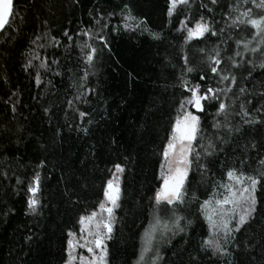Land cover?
<instances>
[{"label":"trees","instance_id":"trees-1","mask_svg":"<svg viewBox=\"0 0 264 264\" xmlns=\"http://www.w3.org/2000/svg\"><path fill=\"white\" fill-rule=\"evenodd\" d=\"M235 3L189 0L170 17L169 0H13L9 24L0 32V264H63L68 233H78L79 218L97 210L117 164L125 171L120 173L119 207L107 240V264H137L161 184L163 146L181 100L190 95L181 87V78L204 90L217 87L218 78L199 50L218 45L225 57L230 56L235 44L227 37L250 36L252 31L233 29L185 43L180 22L192 26L203 17L214 30L225 28L226 14ZM125 5L135 18L130 28L124 27ZM102 25H107L102 33L107 48L99 39L82 35L100 33ZM86 41L98 49L91 65L85 63L89 50L81 51ZM33 54L52 70L38 69L40 60H32ZM185 56L192 73L185 71ZM246 58L255 59L250 54ZM29 60L32 67H27ZM52 60L58 63L51 64ZM202 74H206L203 81ZM236 75L248 76L243 68ZM262 82L264 69L257 67L252 77L239 80L234 92L240 86L250 93L264 91ZM248 99L252 100L248 109L260 122L245 124L233 115L230 119L239 132L213 129V121L222 119L215 116L216 102H204L205 111L196 113L203 130L196 148L204 167L194 164L187 177L185 203L177 211L185 218L184 231L169 232L163 239L157 235L142 264H151L157 249L158 264H264L261 185L252 219L225 245L230 254L213 255L201 247L209 234L201 203L222 193L216 185L226 182L230 168L255 175L264 156V110L255 111L264 97ZM209 138L216 148L204 156L201 145L207 147ZM36 172L40 203L33 213L28 210L27 189ZM161 215L171 212L165 207Z\"/></svg>","mask_w":264,"mask_h":264},{"label":"snow or ice","instance_id":"snow-or-ice-1","mask_svg":"<svg viewBox=\"0 0 264 264\" xmlns=\"http://www.w3.org/2000/svg\"><path fill=\"white\" fill-rule=\"evenodd\" d=\"M189 0H170L168 7V15L171 17L178 4H188ZM215 5L217 0H211ZM14 4L13 0H0V32L5 29L9 24L12 16ZM127 15H124V27L130 28L131 21L135 18L131 15V10L125 5ZM212 9H209L211 11ZM99 23V21H98ZM141 23H143L141 21ZM181 27L178 29L185 35V43L194 39L205 38L206 35L220 36L226 32L231 33L233 29H239L241 32H248L249 35H238L233 38L232 35L227 37V40L233 41L235 49L232 55L225 57L223 50L217 45L211 49H200L203 54L204 62L210 69L214 77H217V87H208L206 90L202 89L200 84H191L185 78H181V87L185 92L190 95L185 96L179 105L178 114L172 125L167 142L163 146L162 161H161V174L160 179L162 184L156 190L154 195V206L151 212V219L148 227L143 234V246L141 248L137 264H142L145 260V255L152 250L153 242L156 240L157 235L161 239L169 233L175 234L177 231H184L181 222L185 219L183 216L177 215L180 205L185 203V184L188 174L196 164L198 167L203 168L199 164L202 159V153L197 151L196 142L198 139H203L201 132V117L196 114L204 112V102L213 101L218 104L216 117L213 121V129L220 131L224 130L227 133L239 132L240 129L235 127L230 119L233 115L239 116L243 123H259L253 117L252 111L247 107L252 103L248 99L250 95H259L264 97V91L250 93L244 86H240L238 92H234V87L238 84L240 79H248L253 76L254 70L259 67L264 69V0H236V3L230 5L229 12L226 14L225 28L214 30L212 22L205 20L201 17L192 26L184 20L181 22ZM107 25L101 26L100 33L93 34L91 31H84L83 36L88 37L89 40L99 39L104 48L108 47L107 39L102 34L103 28ZM67 35V33H65ZM154 39H159V34L152 33ZM37 40L41 37H37ZM71 40L72 37H69ZM226 42V41H222ZM35 43V41H34ZM41 48L44 45H40ZM231 47V45L229 46ZM88 49L85 56V63L91 65L94 57L98 54V49L93 47L87 41L81 46V51ZM246 54L250 57L246 58ZM32 60H40L38 69L51 71V66L46 60H41L39 54H33ZM32 60L28 61L27 67H32ZM186 73H192L193 67H188V58L184 57ZM259 61V63H257ZM56 60H52L51 64H57ZM226 66L222 67V65ZM243 68L247 72V77H238L236 70ZM59 75V73H55ZM87 75V73H86ZM41 73L39 70L36 73V83H40ZM200 79H206V74H202ZM261 88H264V82L261 83ZM81 99V97H76ZM231 100V103L228 101ZM72 101H69L71 104ZM238 107L237 108L234 107ZM191 109H195L193 112ZM264 110V104L257 108L255 111L260 113ZM13 111L15 108L13 107ZM81 116L85 113L81 112ZM85 131H87L85 129ZM221 139L222 137H215ZM253 148L257 146L252 145ZM203 155H212L216 145L213 139L209 138L207 147L201 145ZM241 161V164H244ZM43 162H41V166ZM259 171L255 175H247L242 169L230 168L226 173V182L216 185L219 191L203 201L200 205V212L203 215L209 229L208 236L202 241V249L211 250L213 255H229V250L225 245L235 240V233L241 231L243 226L249 223L253 214L256 211L257 205V186H264V156L259 158L258 162ZM125 169L117 164L112 177L106 181L103 197L104 200L99 204V212L93 211L87 216L82 215L79 218L81 225V232H87L90 239H84V243L74 240L75 233L69 232V239L67 241V260L65 264H107L108 250L106 240L111 238L113 231V223L115 220L114 211L119 207L120 187L119 175ZM5 178H7L5 174ZM22 181L17 178V184ZM40 188V173L32 177L27 191L31 194L27 201L28 210L35 213L39 207V199L37 193ZM165 207L170 216H163L161 213L165 211ZM88 227L85 229V224ZM190 223V221H189ZM77 248H84L89 255L76 254ZM161 259L159 250L152 258L151 264H158Z\"/></svg>","mask_w":264,"mask_h":264},{"label":"rangeland","instance_id":"rangeland-1","mask_svg":"<svg viewBox=\"0 0 264 264\" xmlns=\"http://www.w3.org/2000/svg\"><path fill=\"white\" fill-rule=\"evenodd\" d=\"M169 2H170V0H169ZM180 4H178L177 5V7L179 6ZM176 7V8H177ZM176 10V9H175ZM189 110H192L193 112H195V109H191V108H189ZM114 171H115V169H114ZM113 171V172H114ZM160 174H161V168H160ZM119 175V187H120V174H118ZM111 177H112V175H111ZM110 177V178H111ZM161 184H162V180H161ZM160 184V185H161ZM95 211H97V212H99V208H97V210H95ZM85 229L88 227V225H87V223L85 224ZM81 236H83L85 239H90L88 236H87V232L85 231V232H81V225H80V229H79V231H78V233H75V236L73 237V239L74 240H78L80 243H84V239H81ZM68 239H69V237H68ZM156 241V240H155ZM154 241V242H155ZM154 242H153V244H154ZM106 246H107V240H106ZM153 248V247H152ZM66 254H67V247H66ZM76 254L77 255H79V254H84V255H89L87 252H86V249H84V248H77L76 249ZM146 257V256H145ZM66 260H67V257H66ZM65 260V261H66ZM65 261H64V263L63 264H65ZM76 264H79V261L77 260L76 261Z\"/></svg>","mask_w":264,"mask_h":264}]
</instances>
